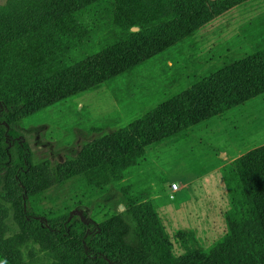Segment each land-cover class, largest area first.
I'll return each mask as SVG.
<instances>
[{"label":"trees","instance_id":"1","mask_svg":"<svg viewBox=\"0 0 264 264\" xmlns=\"http://www.w3.org/2000/svg\"><path fill=\"white\" fill-rule=\"evenodd\" d=\"M262 6L264 0L0 4V197L15 207L22 240L36 244L53 264H264V144L221 169L228 200L224 232L210 244L193 231L175 233L179 256L151 199L147 175L138 174L152 151L264 99V9L239 27L242 54H230L228 44L211 50L208 61L216 58L218 68L154 97L140 117L89 142L74 160L33 165L27 142L13 130L21 121H45L63 111L100 133L107 125L78 112L76 99L100 89L116 96L119 82L140 71L167 74L186 65L199 53L197 37L209 26L239 9ZM75 177L101 192L117 185L133 228L118 216L90 225L85 214L47 215L29 205ZM6 216L0 203V264H25L22 243L3 238ZM34 263L29 255L26 264Z\"/></svg>","mask_w":264,"mask_h":264},{"label":"rangeland","instance_id":"2","mask_svg":"<svg viewBox=\"0 0 264 264\" xmlns=\"http://www.w3.org/2000/svg\"><path fill=\"white\" fill-rule=\"evenodd\" d=\"M5 0H0L3 4ZM264 7L239 9L218 20L197 37L199 53L186 65L171 68L164 74L158 68L140 71L121 80L118 92L113 95L100 89L76 99L73 104L78 112L89 120L107 125L100 133H92L82 121L72 114L54 112L45 121H21L13 130L27 142L31 162L38 165L49 161L53 167L76 159L83 147L91 141L127 126L140 117L152 104L154 97L168 93L189 83L190 77H200L220 66L216 58L208 61L211 50L228 44L230 54H242L237 41L239 27L260 13ZM215 57V56H214ZM217 57V56H216ZM171 66V65H169ZM181 84V85H180ZM264 144V99L247 105L243 110L228 115L216 125L176 139L148 154L144 163L153 188L151 199L166 232L170 236L173 252L181 255L175 233L193 231L203 244H210L224 232L223 214L228 200L221 178L223 166L231 163L249 150ZM14 161L13 155L10 157ZM153 171L155 180H150ZM177 190H171V184ZM0 187V193L2 194ZM7 216V231L3 238L19 247L26 264L33 255L34 264H53L36 244L23 237L13 204L0 197ZM47 215L85 214L90 225L99 224L112 216H118L132 228L133 222L125 215V208L117 185L105 187V191L91 190L75 177L62 185H53L35 202L29 204ZM133 232V231H132Z\"/></svg>","mask_w":264,"mask_h":264},{"label":"built area","instance_id":"3","mask_svg":"<svg viewBox=\"0 0 264 264\" xmlns=\"http://www.w3.org/2000/svg\"><path fill=\"white\" fill-rule=\"evenodd\" d=\"M171 190L174 192L177 190V185L175 183L171 184Z\"/></svg>","mask_w":264,"mask_h":264}]
</instances>
